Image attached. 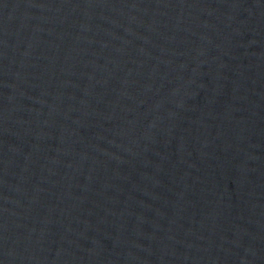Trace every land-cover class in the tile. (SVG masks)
<instances>
[{
    "label": "water",
    "instance_id": "water-1",
    "mask_svg": "<svg viewBox=\"0 0 264 264\" xmlns=\"http://www.w3.org/2000/svg\"><path fill=\"white\" fill-rule=\"evenodd\" d=\"M0 264H264V0H0Z\"/></svg>",
    "mask_w": 264,
    "mask_h": 264
}]
</instances>
